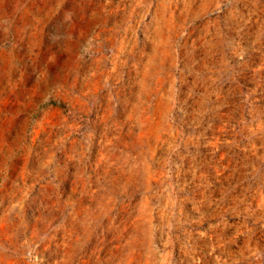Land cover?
<instances>
[{"label":"rangeland","instance_id":"1","mask_svg":"<svg viewBox=\"0 0 264 264\" xmlns=\"http://www.w3.org/2000/svg\"><path fill=\"white\" fill-rule=\"evenodd\" d=\"M139 255L264 264V0H0V264Z\"/></svg>","mask_w":264,"mask_h":264},{"label":"crops","instance_id":"2","mask_svg":"<svg viewBox=\"0 0 264 264\" xmlns=\"http://www.w3.org/2000/svg\"><path fill=\"white\" fill-rule=\"evenodd\" d=\"M246 173H241L242 177ZM175 225V223H174ZM175 228V227H174ZM173 251V250H172ZM145 261H147L150 257L155 259L157 262H166L167 264H175V255H139Z\"/></svg>","mask_w":264,"mask_h":264}]
</instances>
